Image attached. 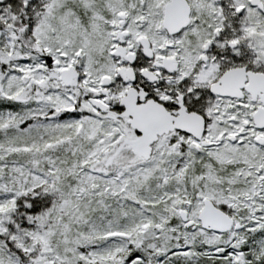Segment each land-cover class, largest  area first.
Here are the masks:
<instances>
[{
    "label": "snow or ice",
    "instance_id": "snow-or-ice-1",
    "mask_svg": "<svg viewBox=\"0 0 264 264\" xmlns=\"http://www.w3.org/2000/svg\"><path fill=\"white\" fill-rule=\"evenodd\" d=\"M0 264H264V0H0Z\"/></svg>",
    "mask_w": 264,
    "mask_h": 264
}]
</instances>
